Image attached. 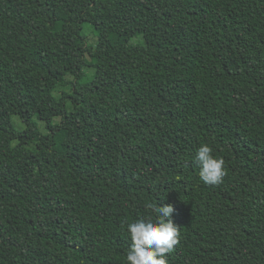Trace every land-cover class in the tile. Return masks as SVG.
Here are the masks:
<instances>
[{
  "label": "trees",
  "instance_id": "trees-1",
  "mask_svg": "<svg viewBox=\"0 0 264 264\" xmlns=\"http://www.w3.org/2000/svg\"><path fill=\"white\" fill-rule=\"evenodd\" d=\"M148 202L167 264H264V0H0V264H126Z\"/></svg>",
  "mask_w": 264,
  "mask_h": 264
},
{
  "label": "clouds",
  "instance_id": "clouds-1",
  "mask_svg": "<svg viewBox=\"0 0 264 264\" xmlns=\"http://www.w3.org/2000/svg\"><path fill=\"white\" fill-rule=\"evenodd\" d=\"M195 162L199 166V179L208 186L219 185L225 176L224 160L213 154L208 143L197 149ZM146 207L155 218H139L126 224L130 246L126 252V264H167L166 254L179 242V229L170 219L174 209L171 205L158 207L148 202Z\"/></svg>",
  "mask_w": 264,
  "mask_h": 264
},
{
  "label": "rangeland",
  "instance_id": "rangeland-1",
  "mask_svg": "<svg viewBox=\"0 0 264 264\" xmlns=\"http://www.w3.org/2000/svg\"><path fill=\"white\" fill-rule=\"evenodd\" d=\"M83 34L86 36V40L89 44L93 45L95 44L96 40H97V35L93 29V27L91 26V24L89 23H85L84 26H83ZM142 41V37L141 36H136V37H133L130 42L135 44V43H138V42H141ZM36 119V118H35ZM55 121H59V118H55L54 119ZM12 121L15 125L16 128H19L21 127V122L18 118L17 115H13L12 116ZM36 121L38 122V126L40 128V130L42 132H46V128L44 126V122L43 121H40L38 119H36Z\"/></svg>",
  "mask_w": 264,
  "mask_h": 264
}]
</instances>
